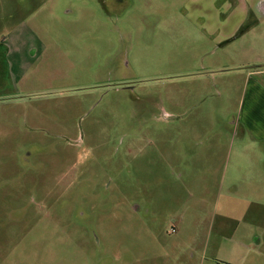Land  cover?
I'll return each mask as SVG.
<instances>
[{
  "label": "rangeland",
  "instance_id": "374dc122",
  "mask_svg": "<svg viewBox=\"0 0 264 264\" xmlns=\"http://www.w3.org/2000/svg\"><path fill=\"white\" fill-rule=\"evenodd\" d=\"M258 2L0 0V264H264Z\"/></svg>",
  "mask_w": 264,
  "mask_h": 264
},
{
  "label": "crops",
  "instance_id": "0c3cea01",
  "mask_svg": "<svg viewBox=\"0 0 264 264\" xmlns=\"http://www.w3.org/2000/svg\"><path fill=\"white\" fill-rule=\"evenodd\" d=\"M240 11L249 14L248 7L244 1H239ZM248 16H243L238 22L233 21L230 25V31L228 34H223L219 38L220 42H228L234 38H237V33L244 27L246 33L242 36L245 38L247 34L252 30L253 25L246 29L249 24ZM249 30V31H248ZM250 39L251 37H249ZM261 37L262 35H254ZM250 51V50H249ZM248 51V52H249ZM246 66V86L243 92L240 121L242 126V136L249 135L250 138L256 142L264 143V55H260L258 58H253L250 55L245 56ZM242 112V113H241ZM256 164L255 161L251 162V165ZM258 164V162H257Z\"/></svg>",
  "mask_w": 264,
  "mask_h": 264
},
{
  "label": "flooded vegetation",
  "instance_id": "af4514ba",
  "mask_svg": "<svg viewBox=\"0 0 264 264\" xmlns=\"http://www.w3.org/2000/svg\"><path fill=\"white\" fill-rule=\"evenodd\" d=\"M258 3H259V5H262L263 6L264 5V0H259Z\"/></svg>",
  "mask_w": 264,
  "mask_h": 264
}]
</instances>
